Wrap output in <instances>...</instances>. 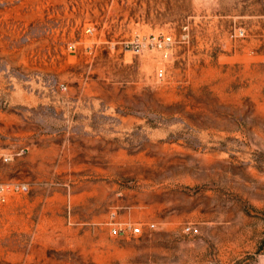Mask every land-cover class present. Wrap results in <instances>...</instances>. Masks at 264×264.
<instances>
[{
	"label": "rangeland",
	"instance_id": "1",
	"mask_svg": "<svg viewBox=\"0 0 264 264\" xmlns=\"http://www.w3.org/2000/svg\"><path fill=\"white\" fill-rule=\"evenodd\" d=\"M0 264H264V0H0Z\"/></svg>",
	"mask_w": 264,
	"mask_h": 264
},
{
	"label": "built area",
	"instance_id": "2",
	"mask_svg": "<svg viewBox=\"0 0 264 264\" xmlns=\"http://www.w3.org/2000/svg\"><path fill=\"white\" fill-rule=\"evenodd\" d=\"M86 31H91V27H87ZM242 37L244 36V30L243 29H239L238 31H234L233 33H230V37L231 38H236V37ZM171 41V37L170 36H164L163 38H158L157 36H151L148 37L145 40H137V41H133V48L135 51H141L144 50L146 48L149 47H157V48H162L164 45L168 44ZM164 75V71L163 69H160L157 71V77L161 78ZM8 190L10 191H18V192H22V191H26L27 190V186L24 184H13L10 185L8 187H6ZM155 224L152 223L151 227H154ZM128 228L130 229L132 234H140L143 232V227L141 224H136V225H128ZM113 231L115 232H124L126 227H123V225H114L112 227ZM184 230L187 233H197L198 229L196 226L194 225H186L184 227Z\"/></svg>",
	"mask_w": 264,
	"mask_h": 264
}]
</instances>
